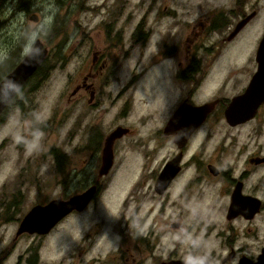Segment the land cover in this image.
<instances>
[{
  "label": "rangeland",
  "instance_id": "obj_1",
  "mask_svg": "<svg viewBox=\"0 0 264 264\" xmlns=\"http://www.w3.org/2000/svg\"><path fill=\"white\" fill-rule=\"evenodd\" d=\"M234 4L235 0H0V53L8 56L0 64V77L24 59L21 45L28 26L39 23L48 9L55 12L52 30L42 40L48 49L47 59L26 83L22 100L0 117V252L9 245L11 251L15 249L12 258L25 247V239L14 242L20 226L16 220L19 222L30 209L80 194L101 177L103 160L89 148V142L102 140L118 125L130 126L114 120L112 112L98 110L100 104L150 105L142 115L146 126L135 124L137 135L118 145L99 198L81 215L67 218L47 238L48 264H67L68 252H74L73 236L76 234V245L77 238L84 237L96 223L107 236V229L115 224L134 228L140 236L151 234L156 244L145 253V260V256L140 257V264H159L173 238L167 240V221L189 223L197 216L207 219L214 213L212 204L195 196L189 203H185L187 195L174 200L181 185L168 203L167 193L156 192V178L177 147L172 137L165 138L164 129L159 138L150 133L160 126L165 128L166 118L168 122L187 98L193 104L209 98L199 91L202 86L196 89L197 79L179 78L191 64V51L192 58H202L200 64L206 67L213 64L204 56L207 53L220 51L219 62L225 63L234 53L253 52L254 38L259 37L264 24V0L259 3L261 17L247 28L249 44L247 38L245 44H229L219 50L211 34L191 50L198 39L194 26L211 20L218 12L226 15ZM35 15L37 23L31 20ZM100 66L104 69L101 74H88L90 67ZM215 66L204 83L211 80ZM236 93L228 90L230 96ZM35 116L43 121L39 125L44 133L42 146L28 153L13 137L27 135L35 125ZM91 120L98 124L89 140ZM158 121L162 125L154 124ZM56 154L67 156L61 162L66 169L63 173ZM87 244L89 240L78 246ZM95 244L106 250L100 264H119L103 236L95 238Z\"/></svg>",
  "mask_w": 264,
  "mask_h": 264
},
{
  "label": "flooded vegetation",
  "instance_id": "obj_2",
  "mask_svg": "<svg viewBox=\"0 0 264 264\" xmlns=\"http://www.w3.org/2000/svg\"><path fill=\"white\" fill-rule=\"evenodd\" d=\"M251 1L235 0V4L226 15L218 12L211 20L194 26L198 39L191 46V50L201 39L206 37L205 35L209 37L211 34L215 36L219 50H224L229 44H245L247 38L249 44L251 41L249 42L247 28L261 17L260 0H255L257 4H250ZM247 17H250L248 23L237 30L239 23ZM209 29L210 33H208ZM245 48L247 49L246 45ZM221 55L220 51L204 54L213 60L211 63H216L211 80L204 83L213 64L208 67L201 65L202 58L193 59L191 51L188 60L191 64L185 66L182 71L183 75L188 76V79L191 78L187 81L197 79L196 89L198 90L202 86L199 91L209 98L200 104H193L190 98L184 102L194 107L209 106V109L203 114L202 123L190 136L184 147L180 149L176 145L177 152L174 151L170 154L162 169L157 170L158 172L160 170V173L156 178L157 182L166 164L168 167L170 163L180 158L177 171L171 177L172 179L165 190L167 203L171 198L174 199L176 187L181 185L174 200L187 195L185 203H189L196 197L205 204H212L214 213L208 215L207 219H203L202 215L197 216L189 223H184L180 219L167 221V240L169 237L173 238L167 244V256L159 264H183L184 256L189 251H193L177 238L181 227L193 235L201 237L202 244L199 251H207L212 264H264V24L259 37L254 38L253 52L249 54L234 53L225 63L219 62ZM190 68L195 72L190 71ZM101 70H104L101 69V66L98 69L90 67L88 74H101ZM7 75L0 77V83ZM33 76L27 81L28 83ZM26 83L23 85V90ZM252 89L255 93L249 96V100L234 103L235 98ZM228 90L237 91V93L230 96ZM181 105L183 104H180L178 108ZM149 107L150 105L147 107V104H100L98 110L102 109L104 114L112 112L114 120L130 126L125 128L127 134L116 140L114 144L115 159L117 147L121 141L137 135L139 128L136 125H139L140 128L146 126L145 117L142 115L148 112ZM168 122L166 118V125ZM96 124L98 122L91 120L89 129H96ZM154 124L162 125L159 121ZM161 127L153 129L150 135L158 137L161 130L165 129ZM117 128L123 127L118 125L115 129ZM95 129L90 131L89 140ZM115 129L104 136L102 140L96 139L89 142V148L99 154L101 161L106 137ZM167 137L174 139L172 135L165 136L166 139ZM195 137L197 140L193 145ZM56 158H58V154H56ZM107 176L98 177L95 183L91 184V187H96L97 190L85 210L82 212L73 211L60 221L50 233L46 235L38 233L18 235L19 226L14 242L17 243L20 239H25L27 244L19 254L13 255L12 258L11 255L15 249L11 251L9 245L4 247V250L0 252V264H8L10 258L11 264H48L46 262L48 256L45 254L47 238L67 218L81 215L99 198L104 190L102 180ZM193 187H195L194 191ZM77 195L79 194L72 197ZM28 212L21 216L19 222L18 220L16 222L21 225ZM207 221L210 222L205 224ZM73 223L76 222L73 221ZM98 224L89 228L84 237L77 238L76 245H74L76 234L73 236L71 244L74 252L72 255L68 252L69 262L67 264H100L106 250L104 246L97 248L95 238L99 236H103L104 244L108 243L110 253L119 264H140V257L143 258L145 253H150L151 247L156 244L155 240L150 239L151 234L140 236L134 228H121L116 224L112 229H107L110 234L107 236L101 232ZM128 226L129 223L126 224V227ZM88 240L89 244L78 246L79 243L85 244ZM146 258L147 256L143 260Z\"/></svg>",
  "mask_w": 264,
  "mask_h": 264
},
{
  "label": "water",
  "instance_id": "obj_3",
  "mask_svg": "<svg viewBox=\"0 0 264 264\" xmlns=\"http://www.w3.org/2000/svg\"><path fill=\"white\" fill-rule=\"evenodd\" d=\"M31 20L37 23L39 21V18L35 15L31 18ZM249 20L250 17H247L245 20L239 23V25L237 26V30L246 25ZM1 24L2 19L0 17V26ZM42 45L44 49V56L42 57L40 63L28 64L24 58L18 64V66L1 81V83L6 82L8 78L12 77L15 80L20 81L22 85H25V83L37 72V70L42 66L43 62L48 57V49L44 48L43 43ZM11 88L12 85L10 83L5 84V94H7V91ZM254 93L255 91L253 89L249 90L246 94L235 98L234 103L249 100V96ZM8 106L0 105V117L3 115ZM208 107L209 106L194 107L189 103L184 102L183 105H181L172 115L171 120L168 122L164 129V135H172L174 137L175 144L180 149H182L190 136L202 123V116L208 111ZM125 134H127V129L117 128L106 137L105 147L102 153L103 165L100 170L101 177L109 175L114 165V144L116 140L122 138ZM179 164L180 158L170 163V167H167V164L165 165V169L162 171L155 184V190L158 194L162 195L165 193L167 184L171 181V177L175 175L177 166ZM96 190V187H91L85 192L68 200L58 198L50 201L46 205H37L33 207L22 220L18 235H21L23 233H38L41 235H46L50 233V231L60 221H62L73 211H84L95 196Z\"/></svg>",
  "mask_w": 264,
  "mask_h": 264
},
{
  "label": "clouds",
  "instance_id": "obj_4",
  "mask_svg": "<svg viewBox=\"0 0 264 264\" xmlns=\"http://www.w3.org/2000/svg\"><path fill=\"white\" fill-rule=\"evenodd\" d=\"M55 12L51 8L46 11V14L37 24L28 26L25 36L23 37V44L21 45V54L28 64H38L44 56V49L42 40L51 32L54 23ZM8 56L0 53V64L4 63ZM10 83L12 88L5 94V84ZM23 98V85L20 81L10 77L6 82L0 83V105L8 106L16 103ZM35 125L27 134H17L13 137L17 144L24 145L26 152L31 153L38 151L41 148V141L43 139V131L39 127L43 123L39 116H35ZM178 239L181 243L189 246L193 251H189L184 256L183 264H212L210 254L200 252L202 241L201 237L195 236L181 227L178 233Z\"/></svg>",
  "mask_w": 264,
  "mask_h": 264
},
{
  "label": "trees",
  "instance_id": "obj_5",
  "mask_svg": "<svg viewBox=\"0 0 264 264\" xmlns=\"http://www.w3.org/2000/svg\"><path fill=\"white\" fill-rule=\"evenodd\" d=\"M40 69H41V68H40ZM40 69L38 70V72L40 71ZM189 70L192 71L191 68H190ZM38 72H37V73H38ZM192 72H195V71H192ZM37 73H36V74H37ZM183 74H184V73H183ZM183 74L179 77L180 79H182V80H186V79H187V80H190V79H191V78L188 79L189 77L186 76V75H183ZM38 75H39V74H38ZM1 117H4V115H2ZM57 159H58V163L60 164V165H59V167H60V172L63 173L66 169H65V167L61 164V162H62L63 159H66V160H67V156H66V155H62V156L58 155V158H57Z\"/></svg>",
  "mask_w": 264,
  "mask_h": 264
}]
</instances>
